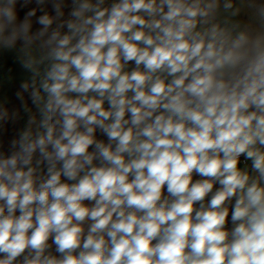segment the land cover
<instances>
[{"label":"clouds","instance_id":"clouds-1","mask_svg":"<svg viewBox=\"0 0 264 264\" xmlns=\"http://www.w3.org/2000/svg\"><path fill=\"white\" fill-rule=\"evenodd\" d=\"M5 51L0 264H264V0H0Z\"/></svg>","mask_w":264,"mask_h":264},{"label":"crops","instance_id":"crops-1","mask_svg":"<svg viewBox=\"0 0 264 264\" xmlns=\"http://www.w3.org/2000/svg\"><path fill=\"white\" fill-rule=\"evenodd\" d=\"M23 13H21V16ZM14 51L0 52V102H6V107L10 110L20 109V103L16 99L15 93L19 89L22 80L26 79V73L20 68L15 60ZM21 118L15 126L8 125L7 131L3 133L4 139L7 140L16 128L23 127L26 116L21 111Z\"/></svg>","mask_w":264,"mask_h":264}]
</instances>
